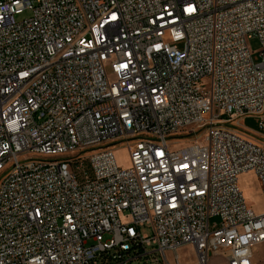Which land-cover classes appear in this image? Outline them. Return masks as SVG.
Wrapping results in <instances>:
<instances>
[{"label":"built area","instance_id":"2783aa9c","mask_svg":"<svg viewBox=\"0 0 264 264\" xmlns=\"http://www.w3.org/2000/svg\"><path fill=\"white\" fill-rule=\"evenodd\" d=\"M248 117L264 0H0V264H253Z\"/></svg>","mask_w":264,"mask_h":264},{"label":"rangeland","instance_id":"374dc122","mask_svg":"<svg viewBox=\"0 0 264 264\" xmlns=\"http://www.w3.org/2000/svg\"><path fill=\"white\" fill-rule=\"evenodd\" d=\"M249 47L253 52L254 60L257 62L259 60L258 51L261 47V42L257 37H253L249 39ZM245 125L250 130V132L254 133L253 131H260L262 134H250L246 133L261 143H264V130H262L258 124V119L256 117H248L245 119ZM253 130V131H252ZM189 139V138H188ZM187 140V139H182ZM181 143L180 146L185 145ZM123 145V144H121ZM119 145L115 151L117 160L120 165L122 166H129L130 165V154L126 147ZM172 149L178 148V146H172ZM240 185L244 194L246 196L247 202L249 206L255 210L256 212H261L264 210V198L259 186V182L254 174L252 173H245L240 177ZM179 257H180V264H197V257L193 250L192 245H188L185 247H181L178 250ZM210 264H224L221 259H213ZM253 264H264V243H261L254 247V257H253Z\"/></svg>","mask_w":264,"mask_h":264}]
</instances>
